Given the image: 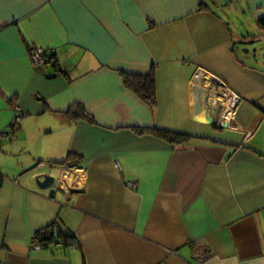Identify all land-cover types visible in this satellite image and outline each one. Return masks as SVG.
<instances>
[{"label":"crops","instance_id":"crops-1","mask_svg":"<svg viewBox=\"0 0 264 264\" xmlns=\"http://www.w3.org/2000/svg\"><path fill=\"white\" fill-rule=\"evenodd\" d=\"M263 17L264 0H0V264H264ZM153 67L155 108L122 75ZM52 224L74 242L37 241Z\"/></svg>","mask_w":264,"mask_h":264},{"label":"trees","instance_id":"trees-1","mask_svg":"<svg viewBox=\"0 0 264 264\" xmlns=\"http://www.w3.org/2000/svg\"><path fill=\"white\" fill-rule=\"evenodd\" d=\"M258 26L264 32V17L258 20ZM45 57L48 60L55 58L54 54H46ZM122 75L124 77V84L129 90L139 96L150 107H156L158 103V84L155 67H153L152 71L148 75H130L126 73H122ZM85 112L86 110L81 104H75L73 108L66 114V117L75 122L81 118L86 119V121L93 122L90 114ZM136 131L140 134L150 133L156 138L163 140L172 146L184 145V143H186V141L190 138L183 134H178L158 128L141 129ZM80 161H82L80 156L71 153L65 160L57 162V164L62 167L74 169L79 166ZM59 238H62L64 243L69 245L70 243L74 242L76 236L74 234H67L59 230L56 224H52L36 233V240H39V242L46 247L56 243Z\"/></svg>","mask_w":264,"mask_h":264},{"label":"built area","instance_id":"built-area-1","mask_svg":"<svg viewBox=\"0 0 264 264\" xmlns=\"http://www.w3.org/2000/svg\"><path fill=\"white\" fill-rule=\"evenodd\" d=\"M45 56L46 53L43 50H34L32 52V59L36 64L45 65L47 63H50V60H48ZM18 113H19L18 118L15 120L14 124L15 123L17 124V122L20 120L21 111L19 109H18ZM34 247L36 249H40V245H38L37 243H34Z\"/></svg>","mask_w":264,"mask_h":264},{"label":"water","instance_id":"water-1","mask_svg":"<svg viewBox=\"0 0 264 264\" xmlns=\"http://www.w3.org/2000/svg\"><path fill=\"white\" fill-rule=\"evenodd\" d=\"M200 119V118H199ZM207 124L210 126H213L215 124L214 120L212 119V117L208 114L207 115ZM228 126L226 125L225 128H227ZM56 182V178L52 177L50 175H40L38 176V186L41 188H46L49 187L50 185L55 184Z\"/></svg>","mask_w":264,"mask_h":264},{"label":"rangeland","instance_id":"rangeland-1","mask_svg":"<svg viewBox=\"0 0 264 264\" xmlns=\"http://www.w3.org/2000/svg\"><path fill=\"white\" fill-rule=\"evenodd\" d=\"M247 24H248V22H247ZM245 22H243V23H240V27L242 28V29H249V24L247 25ZM257 32V31H256ZM256 32H253V33H256ZM260 31H258L257 33H259ZM257 39H258V41H257V43L255 44L256 45V49H257V51H258V54H259V59L260 60H262V59H264V40H263V36L262 35H259V34H257Z\"/></svg>","mask_w":264,"mask_h":264},{"label":"bare ground","instance_id":"bare-ground-1","mask_svg":"<svg viewBox=\"0 0 264 264\" xmlns=\"http://www.w3.org/2000/svg\"><path fill=\"white\" fill-rule=\"evenodd\" d=\"M200 75H201V74H200ZM202 76H203V75H202ZM202 76H200L199 78H201V79H202ZM199 78H198V79H199ZM230 114H231V113H230Z\"/></svg>","mask_w":264,"mask_h":264}]
</instances>
